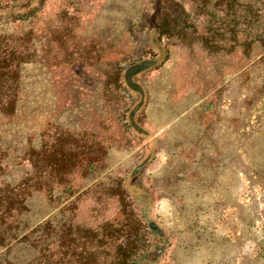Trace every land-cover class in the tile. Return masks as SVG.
Returning a JSON list of instances; mask_svg holds the SVG:
<instances>
[{"label":"rangeland","instance_id":"rangeland-1","mask_svg":"<svg viewBox=\"0 0 264 264\" xmlns=\"http://www.w3.org/2000/svg\"><path fill=\"white\" fill-rule=\"evenodd\" d=\"M173 1L187 15L185 35L161 37L167 60L142 79L144 126L158 151L137 186L149 199L147 218L167 236L158 262L264 264V0H205L202 13L193 0ZM150 7V0H38L28 19L0 22L4 41L32 53L20 65L15 116L0 122V144L43 149L64 129L97 144L103 157L90 171L82 164L51 196L27 200L41 264L67 262L108 230L99 226L126 216L111 189L137 148L114 119L125 100L101 87L131 59L124 24ZM250 11L262 15L261 31L246 23ZM37 252L20 243L0 249V263L29 264Z\"/></svg>","mask_w":264,"mask_h":264},{"label":"trees","instance_id":"trees-1","mask_svg":"<svg viewBox=\"0 0 264 264\" xmlns=\"http://www.w3.org/2000/svg\"><path fill=\"white\" fill-rule=\"evenodd\" d=\"M193 1L198 12H204L206 1ZM37 4L38 0H25L12 6L0 5V22L26 20L34 14ZM150 5L149 11L124 24V31L132 44L131 59L127 65H116L111 72L108 71L101 87L107 96L125 100L113 111L114 119L128 141L137 148L132 167L118 178L111 189L128 211L123 220L99 226L97 230L107 227L108 230L95 241L96 234H93L87 244H82L74 252L72 250L68 261L63 264H159L158 259L165 255L168 247L162 227L147 218L148 210L145 209L149 199L138 187L141 173L158 151L156 137L144 126L147 93L142 79L167 60V50L161 44V37L185 35L188 22L187 15L173 0H150ZM248 17L250 20L246 23L252 27V32L261 31L258 27L264 21L259 23L258 19L262 15L250 11ZM180 19L182 25H179ZM260 35L264 40V33ZM31 54L23 42L9 44L0 37V122L15 116L20 89L19 68L22 63L31 61ZM72 135L67 130H58L52 138L54 141L43 149L40 145L20 144L16 147L15 144H0V249L8 250L14 245L28 243L38 251L29 264H41V250L39 236L35 235L39 226L28 228L27 200L41 192L51 196L54 187L68 183L71 173L82 164L90 171L89 166L103 158L99 156L97 144L79 143ZM14 166L19 174L13 173ZM43 264L59 262L53 258Z\"/></svg>","mask_w":264,"mask_h":264}]
</instances>
